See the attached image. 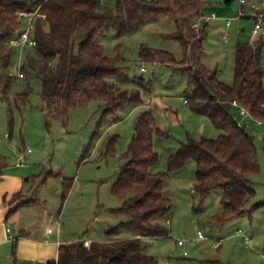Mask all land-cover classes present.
<instances>
[{
    "label": "trees",
    "instance_id": "1",
    "mask_svg": "<svg viewBox=\"0 0 264 264\" xmlns=\"http://www.w3.org/2000/svg\"><path fill=\"white\" fill-rule=\"evenodd\" d=\"M101 1L0 0V92L9 100L13 80L20 78L13 72L18 66L27 85L15 93L16 100L27 104L33 89L31 81L40 80L42 110L48 119H62L67 123L70 111L92 101L104 104V116H115L128 103L141 104V90L123 87L122 83L128 82L130 77L126 69L119 66L121 57L106 55L103 46L95 41L96 37L109 29L122 37L163 16L176 20L177 30L165 37L181 43L182 59L177 60L168 51L145 47L141 58L150 61L159 58L161 63L186 73L192 93L185 102L194 113L208 117L223 133L213 139L189 137L170 155L167 172H153L151 168L159 162L153 134L166 137L170 134L156 124L152 109L140 113L125 154L126 161L112 185L113 196L122 200V205L112 212L126 215L129 220L107 232V245L92 241L85 245L83 239L62 244L59 259L48 263L160 264L155 256L143 251L145 240L170 235L166 224L154 219L172 209L171 200L164 194L165 181L183 169L190 159L196 163L194 190L200 198L204 199L215 189L222 191L218 224L264 206V202H260L249 208L256 195L254 185L260 173L259 157L254 135L237 125L239 107L233 104L237 101L252 118L264 123V67L261 64L264 38L237 44L234 83L227 84L219 78L217 70L208 69L202 62L208 24H202L198 31L193 24L204 16L203 0H115L114 9L103 8ZM233 1L224 0L223 4L231 5ZM38 7L46 19H36L37 45L24 50L10 45L24 26L19 11ZM242 17L252 18L248 14ZM136 81L143 89L151 90L150 82L144 85L142 78ZM117 140V135L109 139L106 153L114 152ZM5 162V157L0 155V182ZM63 185L69 190L68 181ZM22 196L21 192L14 195L15 198ZM31 201L21 200L19 207ZM121 229L133 236L114 239L113 235ZM205 264L223 263L207 260Z\"/></svg>",
    "mask_w": 264,
    "mask_h": 264
},
{
    "label": "rangeland",
    "instance_id": "2",
    "mask_svg": "<svg viewBox=\"0 0 264 264\" xmlns=\"http://www.w3.org/2000/svg\"><path fill=\"white\" fill-rule=\"evenodd\" d=\"M203 1L205 7L224 5V0ZM115 2L102 0L101 5L114 9ZM230 7L231 25L223 19L210 20L202 58L204 65L217 70L219 78L227 84L234 83L237 44L257 40L252 34L254 20L236 17L239 0H234ZM176 30V20L163 16L122 37L113 29L96 37L95 41L103 46L106 55L121 57L119 66L125 68L130 77L128 82L122 83L123 87L141 90L142 103H128L115 116H104V104L92 101L70 111L67 123L62 119H48L42 110L41 82L36 79L31 81L33 89L27 104L18 103L15 98V93L27 85L23 77L13 80L9 100L0 92V155L6 159L3 186L8 190H22L27 195L21 197L22 200L33 196L39 199V205L31 212H36V219L42 223L41 232L51 229L55 237L59 229L63 240L70 243L88 238L105 246L107 232L129 220L126 215L112 212L122 205V200L113 196L112 185L126 161L134 124L143 111L152 109L156 124L170 134V137L153 134L154 149L159 153L158 164L151 168L153 172H167L170 155L189 137L213 139L223 133L208 117L194 113L185 102L192 93L186 73L161 63L159 58L155 61L141 58L145 47L171 52L181 60V43L165 37ZM261 64L264 67V46ZM142 66L145 72L141 71ZM17 67L13 70L15 74L20 71ZM139 78L144 85L150 82L151 90L143 89L136 81ZM244 120L246 130L256 139L260 164L254 185L256 195L249 205L252 208L264 202V123L259 124L252 117ZM116 135L114 152L106 153L107 142ZM22 156L26 162L19 166L17 162ZM64 181L69 182V190L65 189ZM195 183L193 159L166 179L164 194L171 200L172 209L154 220L166 224L170 235L147 238L143 251L155 256L160 264H205L207 260H219L223 264H264V206L220 225L216 218L222 210L221 189L201 199L194 190ZM199 230L206 238L198 237ZM239 230L242 233H238ZM243 235H248L251 243L246 242ZM132 236L128 230L121 229L113 238ZM220 239L224 241L217 249L214 244ZM179 240L185 245L179 246Z\"/></svg>",
    "mask_w": 264,
    "mask_h": 264
},
{
    "label": "crops",
    "instance_id": "3",
    "mask_svg": "<svg viewBox=\"0 0 264 264\" xmlns=\"http://www.w3.org/2000/svg\"><path fill=\"white\" fill-rule=\"evenodd\" d=\"M203 12L201 25L207 23L209 26L211 19H223L227 24V20L232 18L230 5L206 6ZM4 181L3 175L0 182V264H48L57 261L61 245L70 241L63 240L59 229L55 237H52L54 231L50 232V229L41 232L42 223L36 219V212H31L33 207L39 205V199L33 196L29 205L19 207L22 199L14 195L19 192L22 197L27 195L20 189H5ZM6 200L8 202L4 204ZM8 228H11V233ZM11 235L14 239H11Z\"/></svg>",
    "mask_w": 264,
    "mask_h": 264
},
{
    "label": "built area",
    "instance_id": "4",
    "mask_svg": "<svg viewBox=\"0 0 264 264\" xmlns=\"http://www.w3.org/2000/svg\"><path fill=\"white\" fill-rule=\"evenodd\" d=\"M240 3V10L239 13L237 14L236 17H242L246 14L251 15L253 20H254V25H253V38L259 39V38H264V10L262 9L263 2L260 0H239ZM244 7H248L249 9L246 10ZM40 8L38 7L35 10H21L18 13V16L23 19L24 21V26L22 29L17 33V36L10 41V45L20 47L21 50H24L26 47H35L37 45V40L35 38V24H36V19L37 17H40L42 20L46 19V15L43 13L39 12ZM250 11V12H248ZM233 19V18H231ZM231 19L227 20V25L231 23ZM201 20H198L194 23L193 27L195 30H199L201 28ZM20 65V64H19ZM141 71L145 72L146 68L144 66L141 67ZM18 76L22 77V71H18ZM235 106L239 107V118L237 120V125L240 128H246V123H245V118L246 117H251L249 111L244 108L240 107L237 103V101H234L233 103ZM259 124H262L263 122L261 120H257ZM31 152V149L29 150ZM26 162L25 156H22L18 162L17 165L22 166ZM9 233H11V228L7 229ZM51 232V229L49 230ZM238 233H242L241 230L238 231ZM198 237L200 239L206 238L204 233L202 231H198ZM244 240L246 242L251 243V239L248 235H243ZM11 239H14V237L11 235ZM85 245L90 244V239L85 238L83 239ZM223 239L218 240L215 244V248H220V246L223 244ZM179 246H184L185 243L183 240L178 241ZM184 254H187L185 251Z\"/></svg>",
    "mask_w": 264,
    "mask_h": 264
}]
</instances>
